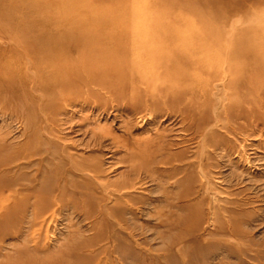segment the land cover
<instances>
[{
	"label": "rangeland",
	"instance_id": "rangeland-1",
	"mask_svg": "<svg viewBox=\"0 0 264 264\" xmlns=\"http://www.w3.org/2000/svg\"><path fill=\"white\" fill-rule=\"evenodd\" d=\"M0 264H264V0H0Z\"/></svg>",
	"mask_w": 264,
	"mask_h": 264
},
{
	"label": "bare ground",
	"instance_id": "bare-ground-1",
	"mask_svg": "<svg viewBox=\"0 0 264 264\" xmlns=\"http://www.w3.org/2000/svg\"><path fill=\"white\" fill-rule=\"evenodd\" d=\"M89 39H91V37L90 38L89 37H48L45 39H40L42 44H37V47H39V48H44V47H46V48H64L65 45H68V44L72 45V44L80 43V42L86 43L87 41H89ZM82 60H83V58H82ZM104 61L107 62L106 57H102L99 59H91L89 61L83 62V65L80 67L82 69V72L80 70L79 71H77V70L71 71L70 70V72L73 73L74 76L75 75L78 76V75H80V73L83 75L89 76L91 72L92 73L94 72V69L96 66L95 64L96 63L99 64V63L104 62ZM68 74H70V73L68 72ZM90 80H93V79H90Z\"/></svg>",
	"mask_w": 264,
	"mask_h": 264
}]
</instances>
